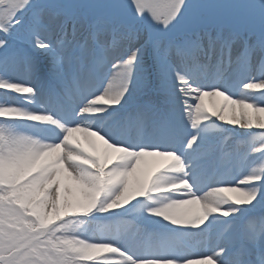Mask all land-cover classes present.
Returning <instances> with one entry per match:
<instances>
[{
	"label": "snow or ice",
	"instance_id": "1",
	"mask_svg": "<svg viewBox=\"0 0 264 264\" xmlns=\"http://www.w3.org/2000/svg\"><path fill=\"white\" fill-rule=\"evenodd\" d=\"M0 264H264V0H0Z\"/></svg>",
	"mask_w": 264,
	"mask_h": 264
},
{
	"label": "bare ground",
	"instance_id": "2",
	"mask_svg": "<svg viewBox=\"0 0 264 264\" xmlns=\"http://www.w3.org/2000/svg\"><path fill=\"white\" fill-rule=\"evenodd\" d=\"M216 98H212L211 100L209 98H206V103L211 104ZM77 136L79 134H76ZM219 241V235L217 233H215V231H213V233L211 235L208 234H203L201 235L200 238H197L194 240V242L192 243V245H195V250L197 251H203L205 250L207 247L210 246V244L212 246H214V244L216 242Z\"/></svg>",
	"mask_w": 264,
	"mask_h": 264
},
{
	"label": "rangeland",
	"instance_id": "3",
	"mask_svg": "<svg viewBox=\"0 0 264 264\" xmlns=\"http://www.w3.org/2000/svg\"><path fill=\"white\" fill-rule=\"evenodd\" d=\"M201 237V235L200 236H197V237H195L191 242L193 243L194 242V240L195 239H197V238H200ZM193 248L195 249L196 247H195V245H193Z\"/></svg>",
	"mask_w": 264,
	"mask_h": 264
}]
</instances>
